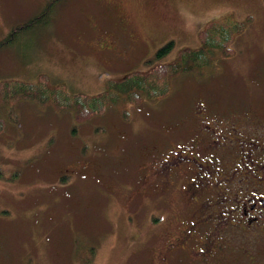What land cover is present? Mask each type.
Masks as SVG:
<instances>
[{"label":"rangeland","instance_id":"374dc122","mask_svg":"<svg viewBox=\"0 0 264 264\" xmlns=\"http://www.w3.org/2000/svg\"><path fill=\"white\" fill-rule=\"evenodd\" d=\"M37 1L0 0V80L35 81L45 73L51 84L86 94L102 91L110 77L175 61L184 46H201L198 33L208 21L251 17L231 55L214 48L207 65L174 75L165 96L138 104L124 96L82 122L51 100L0 90V264H192L162 260L171 238L162 233L179 234L172 212L187 207L176 178L167 192L173 210L162 208L154 170L168 152L156 147L184 143L180 117L198 97L223 112L264 103V0H127L118 19L144 42L120 62L108 61L95 36L109 34L104 22L117 17H88L87 0L59 1L47 12ZM169 40L172 47L157 56ZM237 235L238 255L226 264H264V253L253 263L240 253L247 234Z\"/></svg>","mask_w":264,"mask_h":264},{"label":"flooded vegetation","instance_id":"af4514ba","mask_svg":"<svg viewBox=\"0 0 264 264\" xmlns=\"http://www.w3.org/2000/svg\"><path fill=\"white\" fill-rule=\"evenodd\" d=\"M20 1L26 4L37 0ZM44 1L47 12L59 1L67 0ZM87 1L88 17L94 13L117 17L112 23L104 22L110 25L109 34H95L108 61L132 58L134 50L143 47L144 39L136 38L134 31L126 28L130 25L125 26L124 20L118 19L127 0ZM116 40L121 48L116 46ZM258 106L251 103L242 111L223 112L209 98L198 97L193 100L191 112L182 113L181 128L170 126L180 130V134L187 128L184 143L171 146L170 150H166L167 144L156 147L162 153L168 152L155 162L154 170L161 181L160 195L165 198L160 201L162 208L173 210L169 208L167 192L176 178L181 181L180 196H184L187 207L172 212L177 215L174 221L178 218L179 234L170 229L162 233L165 238L171 237L165 245L168 254L162 258L166 263L187 257L192 264H226L238 255V230L247 234L243 237L247 243L241 246L240 253L244 252L250 263L264 253V103ZM160 217L163 220L166 215Z\"/></svg>","mask_w":264,"mask_h":264},{"label":"trees","instance_id":"16d2710c","mask_svg":"<svg viewBox=\"0 0 264 264\" xmlns=\"http://www.w3.org/2000/svg\"><path fill=\"white\" fill-rule=\"evenodd\" d=\"M42 15L44 14H38L28 22L37 21ZM250 18L247 16L245 20H238L228 14L220 19L208 21L198 33L201 46H184L178 50L177 60L156 63L146 71L133 70L120 78L110 77L105 82V88L95 94L68 92L62 83L51 84L45 73H40L35 81L0 80V90L6 97L21 95L40 102L51 100L57 108L71 110L75 120L82 122L93 114L103 113L109 103L117 102L124 96L134 104L143 99L151 100L165 96L170 91L171 78L174 75L193 67L207 65L210 50L218 48L224 55H231L234 52L231 43L235 34L245 28ZM172 45V42L165 43L156 55L166 53ZM124 113L127 118V112ZM9 117L16 121V115L10 113ZM4 127L5 119L0 116V132Z\"/></svg>","mask_w":264,"mask_h":264},{"label":"bare ground","instance_id":"6f19581e","mask_svg":"<svg viewBox=\"0 0 264 264\" xmlns=\"http://www.w3.org/2000/svg\"><path fill=\"white\" fill-rule=\"evenodd\" d=\"M170 86V85H169Z\"/></svg>","mask_w":264,"mask_h":264}]
</instances>
